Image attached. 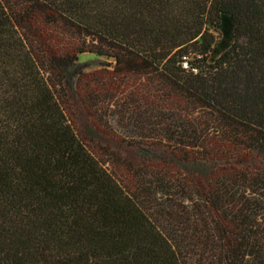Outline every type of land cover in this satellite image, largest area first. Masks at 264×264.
Listing matches in <instances>:
<instances>
[{
    "label": "trees",
    "instance_id": "obj_1",
    "mask_svg": "<svg viewBox=\"0 0 264 264\" xmlns=\"http://www.w3.org/2000/svg\"><path fill=\"white\" fill-rule=\"evenodd\" d=\"M0 264H264V0H0Z\"/></svg>",
    "mask_w": 264,
    "mask_h": 264
},
{
    "label": "rangeland",
    "instance_id": "obj_2",
    "mask_svg": "<svg viewBox=\"0 0 264 264\" xmlns=\"http://www.w3.org/2000/svg\"><path fill=\"white\" fill-rule=\"evenodd\" d=\"M79 61L80 62H88L89 67L86 70H99L101 68H109L106 67V63L109 62V59H106L103 56H97L92 53H83L79 55ZM107 115L102 116V122L107 121L106 125H111L113 127L117 126V120L120 119L122 114H124V108H118L114 107V105L109 108L106 112ZM107 118V119H106ZM123 120H125V116L122 117ZM92 152L95 153L100 159H104L103 155L100 153V151H96L92 149ZM107 165V164H106Z\"/></svg>",
    "mask_w": 264,
    "mask_h": 264
}]
</instances>
